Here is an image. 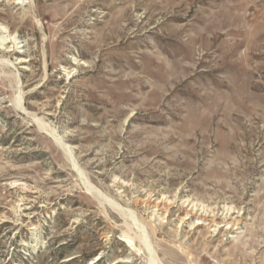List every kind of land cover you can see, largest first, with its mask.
<instances>
[{
	"label": "rangeland",
	"instance_id": "374dc122",
	"mask_svg": "<svg viewBox=\"0 0 264 264\" xmlns=\"http://www.w3.org/2000/svg\"><path fill=\"white\" fill-rule=\"evenodd\" d=\"M0 31V264H264V0H0Z\"/></svg>",
	"mask_w": 264,
	"mask_h": 264
},
{
	"label": "bare ground",
	"instance_id": "6f19581e",
	"mask_svg": "<svg viewBox=\"0 0 264 264\" xmlns=\"http://www.w3.org/2000/svg\"><path fill=\"white\" fill-rule=\"evenodd\" d=\"M20 2V1H19ZM2 28H4V27H2ZM2 31V30H1ZM1 31H0V34H2L1 33ZM1 36V35H0ZM7 41V38L6 37H4V35L0 38V48H2V49H4L5 48V42ZM2 58V57H1ZM0 61L1 62H3V63H6V64H8V65H10V66H15L14 64L15 63H12L11 64V62H9V61H7V59H0ZM20 79V78H19ZM17 84H20V83H17ZM20 88V87H19ZM18 105L22 108V109H24L26 112H28L27 111V109L25 108V106H24V104H23V94H22V88L21 89H19V97H18ZM34 117H35V115H34ZM33 117V118H34ZM40 126H41V128L43 129V130H46V132H48L49 134H51V136L56 140V142L62 147V148H64L65 149V151H67V152H69V153H72V148L69 146V144H66V142L63 140V138L62 137H60L53 129H51V128H49L48 126H47V124L42 120V119H40ZM76 163V162H75ZM97 188V187H96ZM100 194V193H99ZM97 195V194H96ZM101 195V194H100ZM106 198V197H105ZM104 199V198H103ZM110 201V200H109ZM111 202V201H110ZM113 205H114V203H113ZM117 206V205H116ZM115 206V209L116 210H118L117 212H119V211H124L125 212V210L124 209H126V208H124V209H120V207L118 206V207H116ZM128 209V208H127ZM131 213H132V211H131ZM128 214V213H127ZM122 215V214H121ZM130 215V214H129ZM131 216L133 217V215L131 214ZM126 217H128V216H126ZM136 217V216H135ZM129 220V219H128ZM135 222V221H134ZM137 222V221H136ZM145 241V240H144ZM146 242V241H145ZM151 253V252H150Z\"/></svg>",
	"mask_w": 264,
	"mask_h": 264
}]
</instances>
